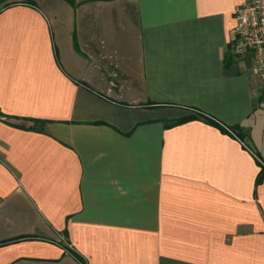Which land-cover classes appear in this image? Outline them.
I'll list each match as a JSON object with an SVG mask.
<instances>
[{"label":"crops","instance_id":"1","mask_svg":"<svg viewBox=\"0 0 264 264\" xmlns=\"http://www.w3.org/2000/svg\"><path fill=\"white\" fill-rule=\"evenodd\" d=\"M27 1L0 12V264H264L244 0Z\"/></svg>","mask_w":264,"mask_h":264},{"label":"built area","instance_id":"2","mask_svg":"<svg viewBox=\"0 0 264 264\" xmlns=\"http://www.w3.org/2000/svg\"><path fill=\"white\" fill-rule=\"evenodd\" d=\"M234 40L231 51L234 55L250 54L254 70L261 83L264 105V0H244L234 13ZM264 172V155H255Z\"/></svg>","mask_w":264,"mask_h":264},{"label":"trees","instance_id":"3","mask_svg":"<svg viewBox=\"0 0 264 264\" xmlns=\"http://www.w3.org/2000/svg\"><path fill=\"white\" fill-rule=\"evenodd\" d=\"M7 0H0V4H3V3H5ZM73 5H74V2L73 1H70ZM27 4H29V5H35V2L34 1H32V0H29V1H27L26 2ZM15 4V2H10V3H5L2 7H0V12L3 10V9H5V8H7V7H9V6H12V5H14ZM184 120H182V121H179V122H183ZM33 122L35 123V125H41V127H43V126H45V121H41V120H33ZM178 122V123H179ZM35 129H39V128H35ZM39 130H43V128H41V129H39ZM263 175H264V173H263ZM262 175V176H263ZM69 252L71 253V255L75 258V260L78 262V263H80V264H86V261L84 260V258L80 255V254H78V253H76L75 251H73V250H69Z\"/></svg>","mask_w":264,"mask_h":264},{"label":"rangeland","instance_id":"4","mask_svg":"<svg viewBox=\"0 0 264 264\" xmlns=\"http://www.w3.org/2000/svg\"><path fill=\"white\" fill-rule=\"evenodd\" d=\"M10 2H14V0H7L5 3H10ZM5 3L0 4V7H2Z\"/></svg>","mask_w":264,"mask_h":264}]
</instances>
